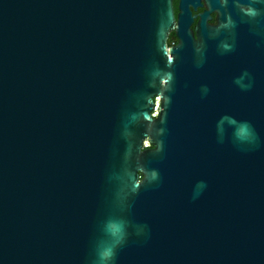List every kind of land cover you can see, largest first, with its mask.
Returning a JSON list of instances; mask_svg holds the SVG:
<instances>
[{
	"label": "water",
	"instance_id": "water-1",
	"mask_svg": "<svg viewBox=\"0 0 264 264\" xmlns=\"http://www.w3.org/2000/svg\"><path fill=\"white\" fill-rule=\"evenodd\" d=\"M247 1L194 37L172 0H0V264H264Z\"/></svg>",
	"mask_w": 264,
	"mask_h": 264
},
{
	"label": "flooded vegetation",
	"instance_id": "flooded-vegetation-1",
	"mask_svg": "<svg viewBox=\"0 0 264 264\" xmlns=\"http://www.w3.org/2000/svg\"><path fill=\"white\" fill-rule=\"evenodd\" d=\"M212 1H217L219 5H221L222 1L229 2L230 7L228 9L224 5L222 8H220V6L212 5ZM252 8V4L247 0H172V9L176 23L179 15L184 11L187 12L192 19L189 28L192 31L194 37L197 36V26L199 24L200 17H204L203 24L206 28H212L218 26L222 22L224 23L225 20L222 18V15L232 16V14L235 13L240 18L248 19V17L244 15V12ZM236 28L238 33L239 31L243 32V23L238 22ZM167 42L168 45H173L177 42L175 29L169 32Z\"/></svg>",
	"mask_w": 264,
	"mask_h": 264
},
{
	"label": "clouds",
	"instance_id": "clouds-1",
	"mask_svg": "<svg viewBox=\"0 0 264 264\" xmlns=\"http://www.w3.org/2000/svg\"><path fill=\"white\" fill-rule=\"evenodd\" d=\"M111 255V250L109 249V250H106L104 253H103V256L104 257H108V256H110Z\"/></svg>",
	"mask_w": 264,
	"mask_h": 264
},
{
	"label": "built area",
	"instance_id": "built-area-1",
	"mask_svg": "<svg viewBox=\"0 0 264 264\" xmlns=\"http://www.w3.org/2000/svg\"><path fill=\"white\" fill-rule=\"evenodd\" d=\"M143 146H144V147H148V146H149L148 142H147V141H144V142H143Z\"/></svg>",
	"mask_w": 264,
	"mask_h": 264
}]
</instances>
